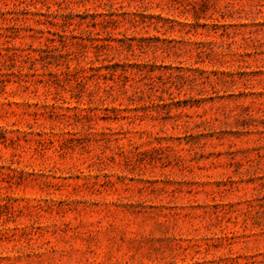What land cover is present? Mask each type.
I'll list each match as a JSON object with an SVG mask.
<instances>
[{"label":"rangeland","instance_id":"rangeland-1","mask_svg":"<svg viewBox=\"0 0 264 264\" xmlns=\"http://www.w3.org/2000/svg\"><path fill=\"white\" fill-rule=\"evenodd\" d=\"M0 264H264V0H0Z\"/></svg>","mask_w":264,"mask_h":264},{"label":"trees","instance_id":"trees-1","mask_svg":"<svg viewBox=\"0 0 264 264\" xmlns=\"http://www.w3.org/2000/svg\"><path fill=\"white\" fill-rule=\"evenodd\" d=\"M108 88H110V87H108Z\"/></svg>","mask_w":264,"mask_h":264}]
</instances>
